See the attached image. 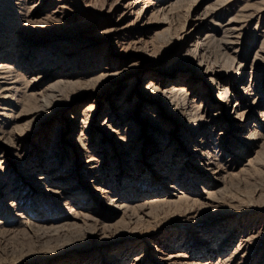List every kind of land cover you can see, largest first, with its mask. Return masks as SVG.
Masks as SVG:
<instances>
[{"label":"rangeland","instance_id":"374dc122","mask_svg":"<svg viewBox=\"0 0 264 264\" xmlns=\"http://www.w3.org/2000/svg\"><path fill=\"white\" fill-rule=\"evenodd\" d=\"M0 76V264H264V0H0Z\"/></svg>","mask_w":264,"mask_h":264},{"label":"bare ground","instance_id":"6f19581e","mask_svg":"<svg viewBox=\"0 0 264 264\" xmlns=\"http://www.w3.org/2000/svg\"><path fill=\"white\" fill-rule=\"evenodd\" d=\"M202 45V44H201ZM201 50H204V46H202L201 47ZM6 63V62H5ZM5 63H1V69L2 70H4V69H10L9 68V65L8 64H5ZM1 77V76H0ZM5 78V77H4ZM60 83V82H59ZM52 85V87L54 86L53 84H51ZM59 86V85H58ZM6 89V88H5ZM51 89V88H50ZM54 89V88H53ZM45 91L46 90H43V94H41V96H40V98H38V99H40L41 101L40 102H38L40 105L39 106H41L45 101H46V99H45V96H48V92L47 93H45ZM54 93V92H53ZM47 94V95H46ZM32 98H34L33 96H32ZM39 108V107H38ZM37 108H35V109H33L34 111L36 110ZM177 254V253H176ZM171 255H173V254H171Z\"/></svg>","mask_w":264,"mask_h":264}]
</instances>
